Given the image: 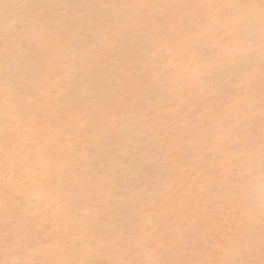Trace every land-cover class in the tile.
Here are the masks:
<instances>
[{"label": "snow or ice", "instance_id": "obj_1", "mask_svg": "<svg viewBox=\"0 0 264 264\" xmlns=\"http://www.w3.org/2000/svg\"><path fill=\"white\" fill-rule=\"evenodd\" d=\"M0 4L6 13L12 9L24 13L10 22L6 16L0 37V170L28 175L33 185L26 187L35 191L37 200L48 195L40 185H47L54 194L43 207L34 208L31 200L21 198L22 192L5 189L0 199V264H264V0H25L15 4L0 0ZM20 24L24 27L16 30ZM201 33L217 38L208 43ZM73 35L90 48L84 60L88 78L97 79L101 73L106 76L107 87L95 102L99 115L95 123L115 129L116 118L106 107L117 96L139 110L146 99L156 103L176 94L183 86L176 81L173 69L195 61V78L201 84L218 82V106L210 110L215 113L211 118L227 130L218 133L215 125L205 121L174 153H165L158 162L144 157L134 175L119 169L115 170L118 174L103 172L89 185L98 196L84 210L72 178L86 175L92 179L96 174L84 165L91 163L89 155L103 159L102 153H85L78 145L69 146L84 157L81 160L70 152L44 150L57 160L66 182L53 176H33L35 170L26 164L30 155L22 156L41 118L57 126L72 118L82 119V114L74 111L46 115L35 106L37 101L28 99V83L37 74L45 80L51 77L62 51L75 45V41L69 44ZM257 66L258 103L253 88L241 96L227 87L238 80L254 84ZM56 100L73 107L71 95H56ZM39 101L44 107L49 104L43 97ZM89 123L84 119L81 127ZM62 141L61 136L56 143ZM108 147L119 153L125 145L114 135ZM218 149L230 155L228 167L216 176L201 170L205 183L199 190L177 187L198 153L210 155ZM123 184L139 194L148 189L163 192L168 198L162 206L185 221V246L199 248L207 258H163L165 241L172 239L170 233L155 235L138 226L122 230L103 227L106 205L113 198L121 205L128 203L127 190L117 187ZM217 184L226 190L227 203L222 206L229 212L228 220L217 221L211 213L213 202L204 198ZM172 191L181 192L180 197L172 200L168 195ZM141 203L137 200L135 208L119 209L128 216V224L134 225L132 217ZM210 224H215L213 236L209 235ZM41 252L55 258L40 260ZM221 254L227 258L218 259Z\"/></svg>", "mask_w": 264, "mask_h": 264}, {"label": "bare ground", "instance_id": "obj_2", "mask_svg": "<svg viewBox=\"0 0 264 264\" xmlns=\"http://www.w3.org/2000/svg\"><path fill=\"white\" fill-rule=\"evenodd\" d=\"M6 3H22L25 0H4ZM62 3H92L95 0H56ZM24 13L21 9H12L5 12L2 4H0V37L4 32V21L7 16L9 22L13 19L23 17ZM24 27L23 24L16 26V30ZM223 35L218 33L217 36ZM202 38L208 43H214L216 36L205 35L201 33ZM75 41V45L65 48L60 57L59 62L52 67V75L45 80L40 75H34L33 79L28 83L30 90L29 100L37 101L36 107L41 108L46 115H54L55 113H65L74 111L76 115L82 114V119H69L66 124L54 125L43 118L35 124V130L32 131L28 139L27 151L22 153L26 159L28 167L35 171L33 176L41 178L53 176L57 181H67V177L59 167L57 160L44 154V150L52 152L55 149L58 153L70 152L74 156L84 159L79 153L72 151L69 146H79L81 151L85 153H102L103 159H96L89 155L90 164H85V169H91L92 179L86 175L73 177V188L81 199L83 209L92 202V198L98 196V192L89 185L96 181L98 175L103 172H113L119 169L120 172L129 176L134 175L144 157L149 161L158 162L167 152H175L178 147L184 145L186 139L191 138L190 133L198 126L203 125L205 121H210L216 126L218 133L227 130L226 125L220 124L216 119L211 117L215 115L210 110L214 106H218V82L211 85L201 84L195 78L197 64L195 61L184 62L176 66L173 71L178 84L183 87L178 89L176 94L170 95L164 101L152 103L149 100L142 102L143 107L139 110L131 104V102H123L117 96L111 101L106 110L111 116L116 118L115 129L95 123L99 119L96 111L95 102L101 99L106 85V76L101 73L97 79L88 78L87 59L90 48L83 40H78L75 35L69 41ZM2 55V54H0ZM111 69H109L110 71ZM134 71V67L129 69ZM255 71V83L250 85L247 81H234L227 87L239 92L243 96L249 88H253L256 101L259 102L260 89V72L257 66ZM45 93H49L50 97H45ZM56 95L61 97L71 95L73 107L69 109L65 104L57 102ZM49 100L47 107L40 104L39 98ZM49 109L51 111L49 112ZM144 112L148 116L143 115ZM90 121L89 124L81 127L83 120ZM114 135H118L120 143L125 145L119 153L112 152L109 149V143ZM63 137L61 144H57L56 140ZM159 137L160 139H154ZM143 149V151H136ZM2 150V149H0ZM39 154V158H37ZM198 158L193 159L192 163L187 167V171L177 182V187L183 190V186L195 187L199 190L200 186L205 183L204 176L200 175L201 170L216 176L222 172L227 165V159L230 155L223 150L218 149L210 155L198 153ZM126 165V166H125ZM33 185V180L28 175H20L7 169L0 170V199L5 195V189L11 188L13 191L22 192V199L31 200L33 207L39 205L43 207L47 199H51L54 195L47 185H40L47 197L42 200L35 198V191L26 187ZM35 187V186H34ZM119 190H127L128 203L121 205V202L113 198L106 205V211L102 217L101 223L105 228H117L122 230L125 227H136L145 229L155 235L162 233L172 234L170 241H165L163 249V258L169 260H202L207 258L199 249L194 247H186L182 238V228L186 226L185 221L176 213L172 212L169 207L162 206L165 197L163 192H153L150 189L145 190L142 194L138 190L133 189L129 184L117 186ZM226 190L220 184H217L216 190L204 193L206 201H212L210 205L211 213L215 215L217 221L228 220L229 212L222 205L227 203ZM62 195V194H61ZM172 200L180 197L181 192L172 191L169 194ZM140 200L142 203L140 209L136 210L133 218L134 225L128 224V216L123 215L119 209L121 207L131 206L135 208V202ZM202 207H209L202 204ZM111 209V211H107ZM151 216L152 219H148ZM2 219V217H0ZM215 224L209 225V235H215ZM223 233H220L222 235ZM0 258H3L0 253ZM40 260L55 258L49 252H41L37 257ZM225 259L223 254L217 257Z\"/></svg>", "mask_w": 264, "mask_h": 264}]
</instances>
